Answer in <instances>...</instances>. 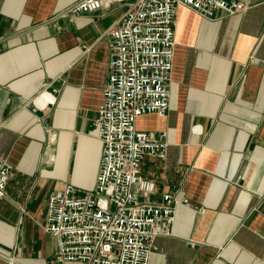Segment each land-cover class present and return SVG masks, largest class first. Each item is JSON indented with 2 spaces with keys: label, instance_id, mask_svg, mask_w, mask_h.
Segmentation results:
<instances>
[{
  "label": "crops",
  "instance_id": "crops-1",
  "mask_svg": "<svg viewBox=\"0 0 264 264\" xmlns=\"http://www.w3.org/2000/svg\"><path fill=\"white\" fill-rule=\"evenodd\" d=\"M75 1L0 0V158L12 167L0 264H54L57 239L42 228L51 194L96 183L107 32L124 10L66 15ZM237 1L249 8L214 20L177 9L170 111L137 121L168 133L166 159L142 164L149 200H188L149 264H264V0Z\"/></svg>",
  "mask_w": 264,
  "mask_h": 264
},
{
  "label": "built area",
  "instance_id": "built-area-1",
  "mask_svg": "<svg viewBox=\"0 0 264 264\" xmlns=\"http://www.w3.org/2000/svg\"><path fill=\"white\" fill-rule=\"evenodd\" d=\"M123 8L107 36L111 48L109 78L94 126L102 142L95 186L71 183L51 194L43 230L57 239L54 264H149L155 240L170 236L178 194L149 200L155 183L141 176L146 156L166 159L167 132L137 128L146 114L170 111L175 57L176 11L185 7L205 19L232 16L249 7L237 0H76L66 15L77 17ZM11 165L0 158V204L7 196Z\"/></svg>",
  "mask_w": 264,
  "mask_h": 264
}]
</instances>
